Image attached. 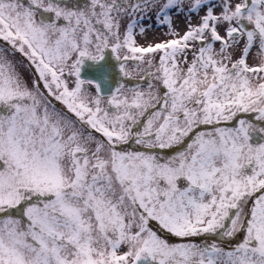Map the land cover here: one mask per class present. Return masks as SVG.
Listing matches in <instances>:
<instances>
[{
    "label": "snow or ice",
    "instance_id": "1",
    "mask_svg": "<svg viewBox=\"0 0 264 264\" xmlns=\"http://www.w3.org/2000/svg\"><path fill=\"white\" fill-rule=\"evenodd\" d=\"M0 264H264V0H0Z\"/></svg>",
    "mask_w": 264,
    "mask_h": 264
},
{
    "label": "water",
    "instance_id": "2",
    "mask_svg": "<svg viewBox=\"0 0 264 264\" xmlns=\"http://www.w3.org/2000/svg\"><path fill=\"white\" fill-rule=\"evenodd\" d=\"M84 75H85V76H88V75H91V73H89V72H85Z\"/></svg>",
    "mask_w": 264,
    "mask_h": 264
},
{
    "label": "rangeland",
    "instance_id": "3",
    "mask_svg": "<svg viewBox=\"0 0 264 264\" xmlns=\"http://www.w3.org/2000/svg\"><path fill=\"white\" fill-rule=\"evenodd\" d=\"M25 76L28 77V73L27 72H25ZM28 78H29V80L31 79V77H28Z\"/></svg>",
    "mask_w": 264,
    "mask_h": 264
}]
</instances>
